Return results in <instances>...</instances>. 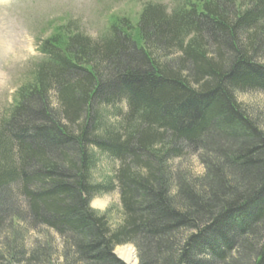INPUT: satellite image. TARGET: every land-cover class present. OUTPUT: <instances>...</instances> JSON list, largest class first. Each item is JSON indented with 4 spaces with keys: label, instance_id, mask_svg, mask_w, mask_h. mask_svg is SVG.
Masks as SVG:
<instances>
[{
    "label": "trees",
    "instance_id": "16d2710c",
    "mask_svg": "<svg viewBox=\"0 0 264 264\" xmlns=\"http://www.w3.org/2000/svg\"><path fill=\"white\" fill-rule=\"evenodd\" d=\"M185 4L41 41L0 120V264H264V116L237 97L264 94V0ZM116 190L114 225L91 203Z\"/></svg>",
    "mask_w": 264,
    "mask_h": 264
},
{
    "label": "rangeland",
    "instance_id": "374dc122",
    "mask_svg": "<svg viewBox=\"0 0 264 264\" xmlns=\"http://www.w3.org/2000/svg\"><path fill=\"white\" fill-rule=\"evenodd\" d=\"M187 0H0V120L8 117L17 101V91L32 79L34 68L41 60L40 43L72 25L73 33H84L98 41L107 36L112 23L127 19L133 25L139 20L144 7L152 2L166 6L170 11L180 8ZM186 5V4H185ZM62 31V30H61ZM239 102L255 113L264 116L263 93H238ZM188 165L197 174L203 172L196 157ZM118 163L101 157L94 172V179L103 183L114 175ZM91 207L107 212L112 224L121 222L122 205L119 191L93 199ZM120 214V216H119ZM43 229L29 232L30 241L38 238ZM55 237L56 248L61 249L60 239ZM132 247L136 264L139 254L133 245L117 247L116 257L122 248ZM59 252V251H58Z\"/></svg>",
    "mask_w": 264,
    "mask_h": 264
},
{
    "label": "bare ground",
    "instance_id": "6f19581e",
    "mask_svg": "<svg viewBox=\"0 0 264 264\" xmlns=\"http://www.w3.org/2000/svg\"><path fill=\"white\" fill-rule=\"evenodd\" d=\"M118 254L127 264H136V257L132 247L122 248L118 251Z\"/></svg>",
    "mask_w": 264,
    "mask_h": 264
}]
</instances>
